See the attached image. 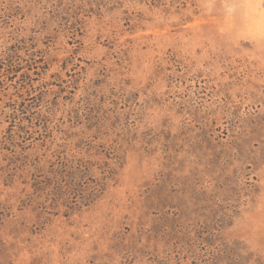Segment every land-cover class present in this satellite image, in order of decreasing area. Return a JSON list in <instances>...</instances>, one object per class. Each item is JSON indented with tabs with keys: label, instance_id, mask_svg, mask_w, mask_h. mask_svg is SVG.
<instances>
[{
	"label": "rangeland",
	"instance_id": "rangeland-1",
	"mask_svg": "<svg viewBox=\"0 0 264 264\" xmlns=\"http://www.w3.org/2000/svg\"><path fill=\"white\" fill-rule=\"evenodd\" d=\"M0 264H264V0H0Z\"/></svg>",
	"mask_w": 264,
	"mask_h": 264
}]
</instances>
